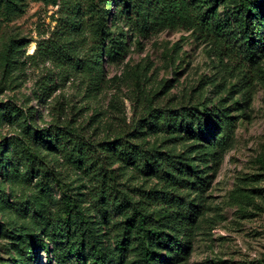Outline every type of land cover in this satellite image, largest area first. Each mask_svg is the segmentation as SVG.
Masks as SVG:
<instances>
[{
	"label": "rangeland",
	"instance_id": "obj_1",
	"mask_svg": "<svg viewBox=\"0 0 264 264\" xmlns=\"http://www.w3.org/2000/svg\"><path fill=\"white\" fill-rule=\"evenodd\" d=\"M156 1H110L109 27L125 33L126 47L105 53L95 67L96 49L111 41L96 34L89 0H0V264H22L18 247L42 230L50 253L40 246L34 264H51L49 256L54 264H100L96 248L118 264H139V222L114 201L115 191L149 201L160 219L165 204L146 192L171 195L177 185L109 152L122 138L178 154L211 175L203 192L180 188L202 205L196 218L177 209L190 228H165L184 247L181 258L174 244L155 243L162 258L152 264H264V57L249 55L240 0H195L209 11L214 34L185 26L139 34L137 2L150 8ZM191 105L212 111L203 134L146 123L159 107ZM228 117L236 123L234 138L217 161L212 131L222 134L217 125ZM65 125L86 143L83 163L56 137ZM64 193L91 221L70 241L59 214ZM126 225L131 245L122 258L117 238Z\"/></svg>",
	"mask_w": 264,
	"mask_h": 264
},
{
	"label": "trees",
	"instance_id": "obj_2",
	"mask_svg": "<svg viewBox=\"0 0 264 264\" xmlns=\"http://www.w3.org/2000/svg\"><path fill=\"white\" fill-rule=\"evenodd\" d=\"M111 0H89L90 10L96 20V34H101L103 39H109L111 45L105 48L104 44L98 46L96 53L93 55L95 67H101L103 56L106 54H123L126 43L124 32L115 34L109 27L108 14L110 12L109 3ZM239 15L245 26V41L248 44L249 55L252 60L256 57H264V0H240ZM136 29L139 34H145L152 30L159 31L164 28L185 26L194 29L198 35L214 34L215 28L211 23L209 11L202 12L200 5L195 0H157L155 7L147 8L144 4H136ZM130 25V24H129ZM92 62V61H91ZM156 111L148 114V126L154 129H162L170 133L186 132L188 134H203L206 126L210 127L212 111L205 107L203 111L198 106H182L179 108L159 107ZM144 118V119H145ZM143 119V120H144ZM222 128V134L216 136L212 131V144L216 148L214 157L218 161L220 150L225 149L232 143L236 128L233 118L228 117L223 121V125H217ZM75 129L70 125H65L63 130L57 131L56 137L61 138L71 146L72 151H76L80 157L78 161L83 163L88 155L86 144ZM140 132V131H138ZM42 136H48L41 132ZM118 154L125 161L130 163L141 164L146 169H153L165 183L177 185V190L167 194H158L149 191L146 192L147 198L152 202L165 204L160 219L155 217L153 212L148 210L152 204L146 200L132 202L129 197L120 190L115 191L114 201L119 204L120 208H130L134 219H138V238L140 239L141 258L139 264H152L154 260H159L162 255L159 251L152 248V245L174 244L177 250V258H181L179 251L183 246L174 241L166 233L165 228L171 226H183L190 228L189 220L184 221L187 217L177 215V209L183 208L192 218H196L202 213L200 204L194 203L186 194L180 193V188L192 186L196 190L204 191L211 184V175L203 169L190 168L186 161L180 155L170 151H160L154 148H147L144 145L133 142L130 139H118L110 147L109 152ZM32 157V155H30ZM85 156V157H84ZM107 172V169L105 168ZM187 175L191 176V180ZM144 199V198H143ZM153 203V204H154ZM101 209L107 211L105 203L100 201ZM152 206V205H151ZM62 219V232L68 239L75 234L78 229L90 230L91 221L80 205L68 193L62 196V204L59 209ZM131 227V226H130ZM129 225L124 226L117 238L118 252L122 258L127 256L128 249L131 245V230ZM44 230L35 232L28 243L18 247V254L22 264H34L36 252L41 246L50 253V245L47 241V235ZM74 241L73 246H78ZM97 258L100 264H118V258L96 248ZM51 264H54V258L48 257ZM61 264V263H58Z\"/></svg>",
	"mask_w": 264,
	"mask_h": 264
}]
</instances>
